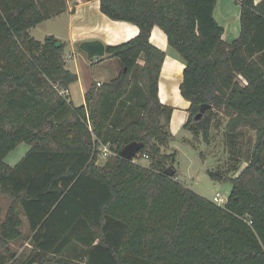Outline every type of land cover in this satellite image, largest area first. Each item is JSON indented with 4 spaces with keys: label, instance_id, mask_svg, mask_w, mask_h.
<instances>
[{
    "label": "trees",
    "instance_id": "1",
    "mask_svg": "<svg viewBox=\"0 0 264 264\" xmlns=\"http://www.w3.org/2000/svg\"><path fill=\"white\" fill-rule=\"evenodd\" d=\"M64 1L0 0V192L10 199L0 264H264V0H241L232 43L214 14L218 0H100L104 14L140 31L106 46L119 75L92 84L78 106L66 98L79 78L66 67L65 44L30 33ZM155 26L186 64L184 127L207 141L223 111L230 154L246 157L235 177L209 172L233 184L224 205L180 182L175 166L165 173L177 151H166L173 109L159 98L166 53L151 43ZM204 103L212 107L196 119ZM245 127L256 136L241 156ZM132 141L145 142L148 166L119 155ZM23 142L31 148L8 165ZM107 144L114 154L100 166ZM21 212L32 244L23 262L11 248L22 237Z\"/></svg>",
    "mask_w": 264,
    "mask_h": 264
},
{
    "label": "crops",
    "instance_id": "2",
    "mask_svg": "<svg viewBox=\"0 0 264 264\" xmlns=\"http://www.w3.org/2000/svg\"><path fill=\"white\" fill-rule=\"evenodd\" d=\"M261 1L255 0V3L258 4ZM64 3L65 8L61 13L41 22L32 28L30 33L41 41L46 36L53 35L65 44L66 67L78 75L79 79L75 83L80 87L83 98L82 105L85 103L86 92L92 84L96 83L98 85V83L110 82L119 75L120 70L117 63L118 59L109 58V54L106 53L104 57L94 59L96 62L102 63V71L107 75L106 78H93L92 70L88 68L86 60L89 58L88 54L81 49V43L100 40L105 46H114L136 37L140 29L134 23L113 20L104 14L101 11L100 0H65ZM241 13V0H218L214 14L217 21L224 28L223 39L227 43H232L241 35ZM150 40L154 46L166 53L159 76V98L164 105L173 109L170 130L172 139H174L178 133L188 130L184 125L189 117L191 102L182 95L180 89L186 64L180 58L178 52L169 44L167 34L163 29L155 26L152 29ZM89 64L93 65L94 62L91 61ZM105 68L108 69V73L104 70ZM244 82L246 83L245 80ZM71 91L70 86L68 90L69 98L75 106H78L73 100ZM171 149L174 150L175 148L170 143L167 152L170 153ZM143 159L147 162L142 163ZM143 159L140 160V163L148 166L149 159ZM177 179L180 181L178 170Z\"/></svg>",
    "mask_w": 264,
    "mask_h": 264
},
{
    "label": "rangeland",
    "instance_id": "3",
    "mask_svg": "<svg viewBox=\"0 0 264 264\" xmlns=\"http://www.w3.org/2000/svg\"><path fill=\"white\" fill-rule=\"evenodd\" d=\"M93 59H86L88 62V68L92 70V77L95 79L106 78L105 72L102 71V63L96 62ZM100 59V58H99ZM93 61L94 64L90 65L89 62ZM118 68L120 70V64ZM111 68V67H110ZM108 73V69H104ZM71 93L74 102L77 105L83 103L82 94L78 84L71 85ZM68 92V91H67ZM71 101V99H70ZM229 117L225 115L223 111L220 112L219 121H215V126L211 129V136L209 140H204L203 136L194 135L190 130H183L178 133L174 139L170 140L174 150L177 151L176 161L174 163L175 168L178 170L180 181L198 192L199 194L214 200L217 193L228 198L232 192L233 184L229 180H217L210 175V171H220L224 174L235 177L237 176L247 165L245 152L248 150L249 141L255 140L256 133L249 128H243V136L240 140V148H242V154L240 160L236 155L230 154L229 148L226 143V123ZM216 124L220 126L217 127ZM169 147V146H168ZM31 145L28 143L19 144L14 150H12L5 158V162L10 166H15L29 151ZM171 149L170 151H172ZM167 151V150H166ZM109 155L105 156L101 152L98 160V165L102 166L108 160ZM147 160L143 159L142 163H146ZM150 163V161H148ZM10 204V199L0 192V226L5 218L7 208ZM21 216L24 220L22 227V237L11 243V248L17 254V260L20 262L25 261L32 252V244L30 242V228L28 221L23 212ZM1 228V227H0ZM70 257V256H69ZM77 260V261H76ZM65 260L68 264H76L80 259ZM79 260V261H78ZM21 264V263H20ZM48 264H62L61 261L54 260L53 263ZM77 264H82L81 262Z\"/></svg>",
    "mask_w": 264,
    "mask_h": 264
},
{
    "label": "water",
    "instance_id": "4",
    "mask_svg": "<svg viewBox=\"0 0 264 264\" xmlns=\"http://www.w3.org/2000/svg\"><path fill=\"white\" fill-rule=\"evenodd\" d=\"M57 45H61V42H58ZM81 49L87 52L89 58H102L107 53L106 46L100 40L82 42ZM66 98H69V95H67ZM211 107V104L204 103L201 107V111L197 114L196 119H201L203 114ZM144 145L145 142L143 141H132L120 149L119 155L127 160L133 161ZM165 173L173 176L175 173L174 165L170 164L165 169Z\"/></svg>",
    "mask_w": 264,
    "mask_h": 264
},
{
    "label": "built area",
    "instance_id": "5",
    "mask_svg": "<svg viewBox=\"0 0 264 264\" xmlns=\"http://www.w3.org/2000/svg\"><path fill=\"white\" fill-rule=\"evenodd\" d=\"M243 83H245L244 82V80H243ZM101 83H98V85H100ZM65 93V92H64ZM101 152L103 153V155H105V156H110V155H113L114 154V151L109 147V145L107 144V145H104V146H102V148H101ZM146 158V159H149V156L147 155V154H145V155H140L139 153L136 155V157H135V159H134V161H139L140 162V160H139V158ZM227 200H228V198H225V197H223V195L222 194H220V193H217L216 195H215V197H214V202H216L217 204H219V205H224L226 202H227Z\"/></svg>",
    "mask_w": 264,
    "mask_h": 264
}]
</instances>
